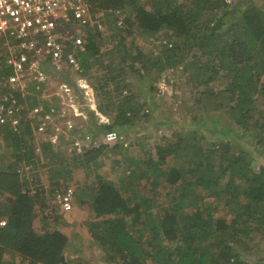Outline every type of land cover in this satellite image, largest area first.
Segmentation results:
<instances>
[{"label": "trees", "instance_id": "trees-1", "mask_svg": "<svg viewBox=\"0 0 264 264\" xmlns=\"http://www.w3.org/2000/svg\"><path fill=\"white\" fill-rule=\"evenodd\" d=\"M89 1L94 7L115 11L138 4V0ZM139 8L143 33L172 30L161 56L149 59L148 64L141 54L134 57L145 70L141 76L161 73L164 66L174 69L194 52L197 100L205 102L210 110L227 107L235 123L251 133H245L251 141L264 146V7L254 0H148ZM120 22L110 12L101 20L102 27L95 30H113L120 39ZM123 31L130 33L127 28ZM88 37L94 39L95 34L89 32ZM122 47L126 44L120 40L113 44L114 50ZM98 51L88 44L81 58L83 76L87 75L86 67L97 63L90 62L89 53ZM118 55L115 52L109 56L112 60L106 69L111 73ZM211 75L224 78L228 86L204 91L199 85ZM108 79L106 74L100 82L105 88ZM259 100L263 108L258 109ZM107 105L112 107V103ZM99 106L102 112L107 108L100 102ZM129 111L134 110L121 106L107 127L93 123L92 130L98 134L101 131L97 128L106 131L132 122ZM254 114L257 118L251 125ZM0 133L13 139L26 135L9 128ZM25 133L32 131L29 128ZM182 138L180 135V142L160 145L146 158L132 162L116 180L96 174L93 181L77 182V202L92 207V236L111 251V264H264V258L250 255L255 240L264 241V160L260 158V166L254 168L248 155L255 150L235 136L221 143L207 142L206 147L195 133L184 146ZM106 147L77 154L70 165L55 160L48 163L54 169L53 187L68 188L73 170L97 165ZM55 149L58 146L46 144L40 151L47 156ZM38 152L35 146L16 144L13 164L0 170V200L8 197L10 201L5 209L0 208V222L6 221L5 225L0 223V264L14 255L31 264H68L67 233L54 227L40 231L35 226L37 212L46 207L45 186L37 184L36 174L22 175L15 168L26 163L35 169L40 161ZM143 179L150 183L143 184ZM149 185L152 190L163 185L174 187L166 194L167 203L160 212L152 210L155 204L147 195ZM227 200L235 204L230 220L220 212L221 202Z\"/></svg>", "mask_w": 264, "mask_h": 264}, {"label": "rangeland", "instance_id": "rangeland-1", "mask_svg": "<svg viewBox=\"0 0 264 264\" xmlns=\"http://www.w3.org/2000/svg\"><path fill=\"white\" fill-rule=\"evenodd\" d=\"M147 2L148 0H138L137 5L122 9L123 12L119 17L123 28L120 30L122 33L120 39L114 36L113 30L97 32L95 29H91L89 31L90 34H95L94 39H89V45L98 48L99 51L96 54L89 53L90 62L97 61V63L92 67H86L88 72L84 77L94 86L99 111L110 118L108 121H102V125L99 122L97 125L107 127L110 121L113 122L118 108L121 106L125 108L128 105L135 112H128L132 122L123 126L117 125L114 128L125 133L126 144L122 143L121 148H114L115 145H106L107 147L98 156L97 165H93L90 169L73 170V177L68 182V186L73 187L75 192L74 207L71 211L62 212L55 204L53 193L57 187H53V179H51L54 169L52 165L47 164L55 160L64 165H70L74 158L78 157V153L68 145H64L46 156L40 151L46 145L43 136L35 137L33 134L24 133L26 134L24 137L22 135L13 139L10 136L3 138L0 133V170L13 164L12 153L16 144L35 146L39 150L36 158L40 161L35 169H30V165L26 163H23L22 167L15 168H19L22 175L30 176L31 172L36 174L37 184L45 186L46 207L44 211L37 212L35 226L40 231L46 230L47 227H54L67 233L69 241L65 249V257L68 264H111L108 260L111 251L102 246L89 230V223L94 220L91 205H80L77 202L76 194H79L77 182L93 181L96 174L116 180L126 168H129L132 162L146 158L158 146L178 143L181 141L179 140L180 135L183 136L182 146H184L194 133L205 147L207 142L221 143L227 141L230 136H235L252 151L255 150L254 153L248 155V159L251 160L250 164L254 168L260 166V158L264 160V146H257L255 141H251L249 137L251 133L245 132L235 123L234 116L226 109L227 107L210 110L212 108L206 106L205 102L200 104V101L197 100L196 79L193 76L195 68L193 69L192 65L194 52L174 69L164 66L161 73L156 71L154 75L150 73L141 76L145 70L142 69L140 62L134 60V57L141 54L144 63L148 64L149 59L161 56L164 47L171 39L172 32L165 28L155 35L143 33L139 27V7L142 3L147 5ZM254 2L256 5L264 7V0H254ZM171 16L172 13L170 18ZM126 28L130 33L127 34L126 31H123ZM118 40L124 42L126 48L114 50L113 44ZM115 52L119 55L113 60L111 73L106 67L112 60L109 56ZM126 53L128 56H125ZM162 63H164V59ZM106 74L110 79H108V86L105 88L100 82L102 79L104 80ZM76 77L74 74L71 79ZM51 85L48 87H55L56 83ZM227 86L224 78L215 75L209 76L205 83L199 85L206 92L217 88L225 89ZM38 98L40 99V97ZM31 102H37V100L33 98ZM99 102L103 106H106L108 102L112 103V107L109 108L107 105V108L102 112ZM233 105L234 103H232ZM257 105L258 109L260 106L263 108L262 100H259ZM86 111L90 116L88 120L92 130L91 124H96L98 120L88 108ZM254 116L250 119L251 125L257 118L256 114ZM90 129L88 128V130ZM97 129L101 131L100 134L104 132L103 128ZM181 161L179 159L177 163L180 164ZM148 182L150 183V180L143 179L142 181L143 184ZM35 187L31 188L33 194L36 192ZM147 191V195L153 197L155 204L153 212H160L161 206L167 203L166 194L174 191V187L163 185L152 190L149 185ZM8 202H10L8 197L1 199L0 208L5 209L9 205ZM234 206L235 204L231 201H222L221 214L230 220L235 211ZM252 246L250 255L264 258V241L257 239ZM2 264L31 263L19 255H14L5 257Z\"/></svg>", "mask_w": 264, "mask_h": 264}, {"label": "built area", "instance_id": "built-area-1", "mask_svg": "<svg viewBox=\"0 0 264 264\" xmlns=\"http://www.w3.org/2000/svg\"><path fill=\"white\" fill-rule=\"evenodd\" d=\"M110 12L120 17L123 11L94 7L89 0H0V131L9 128L20 135L30 128L47 145H68L78 154L126 144L119 130H91L86 111L100 125L109 120L98 109L94 86L82 75L81 58L89 31L101 28ZM52 83L55 87H48ZM53 197L62 212L73 209V187H57Z\"/></svg>", "mask_w": 264, "mask_h": 264}, {"label": "crops", "instance_id": "crops-1", "mask_svg": "<svg viewBox=\"0 0 264 264\" xmlns=\"http://www.w3.org/2000/svg\"><path fill=\"white\" fill-rule=\"evenodd\" d=\"M85 130L87 131V130H88V128H87V127H85Z\"/></svg>", "mask_w": 264, "mask_h": 264}]
</instances>
